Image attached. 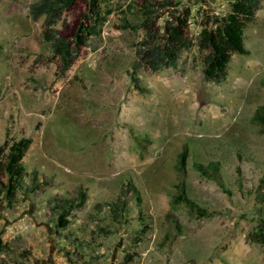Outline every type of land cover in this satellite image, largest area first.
<instances>
[{"label":"rangeland","instance_id":"1","mask_svg":"<svg viewBox=\"0 0 264 264\" xmlns=\"http://www.w3.org/2000/svg\"><path fill=\"white\" fill-rule=\"evenodd\" d=\"M37 1L0 0V150L33 141L15 198L0 165V264H264V0L220 84L204 78L200 36L237 0L158 11L154 31L181 17L189 41L160 72L138 57L145 0H76L52 28L30 15ZM46 34L73 43L65 74Z\"/></svg>","mask_w":264,"mask_h":264},{"label":"trees","instance_id":"2","mask_svg":"<svg viewBox=\"0 0 264 264\" xmlns=\"http://www.w3.org/2000/svg\"><path fill=\"white\" fill-rule=\"evenodd\" d=\"M76 0H38L30 6V15L34 19L41 17L46 18V24L49 28L57 25L63 11L71 7ZM90 5L95 7L97 0H87ZM263 0H237L232 4V12L223 18L222 24L216 30H203L201 39L206 42L207 53L205 54V62L203 74L207 81H212L216 84L222 83L227 77V70L233 54L246 55L247 51L244 47L243 29L244 26L251 22L256 12L260 9ZM170 0H145L142 7V15L145 18L143 28H148V36L140 44L138 57L141 62L149 67L154 72H160L165 69L175 68L177 66L180 55L189 49V41L186 36L185 21L181 17L175 16V22L168 21L163 28V33L160 30L152 28L151 20L154 15L166 8L171 7ZM95 17H98L99 9L96 7ZM127 28L129 24L126 23ZM47 41L53 45L54 55L61 58L60 72L65 74L75 61L76 55L73 52L72 44L74 43L77 49L86 45L85 30L80 27L75 35L74 42L60 37L46 34ZM138 81V79H135ZM253 122L261 127V132L264 134V104L259 108L258 112L253 117ZM33 141L30 138H22L17 141H12L11 144L6 142L1 153L7 152L3 163L0 165L8 175L7 194L11 197H16L18 191L25 187V179L27 172L22 162L23 156L31 147ZM187 153L184 152L181 156L179 171L183 172L185 168V158ZM197 169L203 175L210 177L206 168L202 165H197ZM257 198L263 206L264 213V178L261 180L258 187ZM181 201L191 203L186 197L185 190L181 195ZM194 206V204H190ZM264 216V215H263ZM259 232L255 236V242L264 244V217L259 224Z\"/></svg>","mask_w":264,"mask_h":264}]
</instances>
